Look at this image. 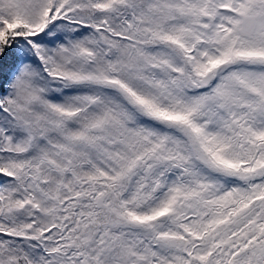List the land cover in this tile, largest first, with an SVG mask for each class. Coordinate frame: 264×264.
Masks as SVG:
<instances>
[{"label": "snow or ice", "instance_id": "snow-or-ice-1", "mask_svg": "<svg viewBox=\"0 0 264 264\" xmlns=\"http://www.w3.org/2000/svg\"><path fill=\"white\" fill-rule=\"evenodd\" d=\"M0 264H264V0H0Z\"/></svg>", "mask_w": 264, "mask_h": 264}]
</instances>
